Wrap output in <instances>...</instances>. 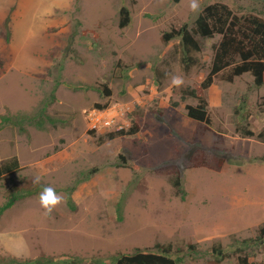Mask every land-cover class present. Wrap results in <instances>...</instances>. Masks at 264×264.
<instances>
[{
  "label": "rangeland",
  "instance_id": "rangeland-1",
  "mask_svg": "<svg viewBox=\"0 0 264 264\" xmlns=\"http://www.w3.org/2000/svg\"><path fill=\"white\" fill-rule=\"evenodd\" d=\"M190 2L0 0V167L16 158L21 167L0 179V206L15 183L29 187L37 177L63 198L51 215L39 194L3 215L0 264L42 256L112 264L109 256L157 243L182 247V264H240L245 254H235V239L256 237L264 224V88L250 73L233 82L221 73L206 95L211 123L192 121L187 106L198 101L185 91L208 77L219 36L202 40L190 71L181 41L163 36L192 28L217 3L264 17V0H198L195 13ZM123 7L132 16L126 28ZM173 75L183 77L182 87L171 86ZM46 102L55 127L32 125L26 135L3 123L18 114L36 118ZM93 109L116 122L92 130ZM136 118L139 133L100 143ZM178 173L185 200L173 184ZM217 243L233 257L217 262ZM255 250V261H264V250Z\"/></svg>",
  "mask_w": 264,
  "mask_h": 264
},
{
  "label": "trees",
  "instance_id": "trees-1",
  "mask_svg": "<svg viewBox=\"0 0 264 264\" xmlns=\"http://www.w3.org/2000/svg\"><path fill=\"white\" fill-rule=\"evenodd\" d=\"M122 28L129 27L132 23L131 11L128 7H123L120 12ZM219 36V41L213 45L214 58L211 71L208 77L196 88H189L185 94L189 98L198 101V105H188V118L200 123H211L209 114V104L206 98L208 90L214 84V80L221 73L223 78L233 82L236 77L250 73L254 77L255 85L258 88H264V17L263 15L248 14L239 15L235 13L228 5L217 3L209 5L195 21L191 28L184 25L181 29H174L166 32L163 41L167 44L173 40L181 41L182 56L181 62L186 71H190L199 63L196 56L203 50L202 40L213 39ZM106 94H110L108 87H105ZM54 100V99H53ZM105 105H98L104 107ZM50 104L46 102L44 107L39 111L38 117L31 115L18 114L14 116L3 117V123L13 124L18 128L20 134H29V126H35L39 129H46L48 126L55 127L58 120L50 116L48 108ZM40 118V119H38ZM139 120H134V125L127 131L109 132L101 136L100 143L114 140L120 136L135 135L139 133ZM91 133L95 134L94 131ZM247 136H255V132L247 130L244 132ZM260 138L264 140V133ZM19 160L13 159L0 167V179L5 175L12 174L15 170L20 169ZM174 187L177 189V195L185 200L186 192L181 185L180 173L173 180ZM45 186L43 183L33 184L29 187H20L15 183L9 190L5 203L0 206V220L3 215L9 211L17 202L23 199L39 194ZM73 188L71 191H74ZM70 206L73 211L76 210L72 196H69ZM119 220L123 219L122 204L118 207ZM237 246L235 254L244 253L239 256L240 264H264L255 259L259 256L255 252L256 248L264 250V224L260 226L256 237L247 238L242 241L235 239ZM190 249H196L195 245H190ZM251 250L253 251L251 253ZM213 251L217 257V262L230 259L233 257L222 243L213 246ZM185 252L182 247L176 248L173 244L157 243L153 248H136L132 254L119 253L117 256H109L112 264H182ZM108 257V261L109 260ZM102 258L98 259L101 264ZM9 264H56L53 258L42 256L35 260H17L12 259Z\"/></svg>",
  "mask_w": 264,
  "mask_h": 264
},
{
  "label": "clouds",
  "instance_id": "clouds-1",
  "mask_svg": "<svg viewBox=\"0 0 264 264\" xmlns=\"http://www.w3.org/2000/svg\"><path fill=\"white\" fill-rule=\"evenodd\" d=\"M190 9L192 12H198L200 9V4L198 0H191ZM184 84V79L181 76L173 75L171 77V86L175 88H180ZM93 130V129H92ZM96 131V130H94ZM122 131V130H121ZM40 178L37 177L33 180V183H39ZM38 201L40 207L44 210L46 215H51V213L63 202L62 196L58 195L54 188L47 186L39 193Z\"/></svg>",
  "mask_w": 264,
  "mask_h": 264
},
{
  "label": "built area",
  "instance_id": "built-area-1",
  "mask_svg": "<svg viewBox=\"0 0 264 264\" xmlns=\"http://www.w3.org/2000/svg\"><path fill=\"white\" fill-rule=\"evenodd\" d=\"M89 120L91 123V128L98 131L104 128L108 129L116 122L112 117H105L104 111L99 109H93V111L90 113Z\"/></svg>",
  "mask_w": 264,
  "mask_h": 264
}]
</instances>
